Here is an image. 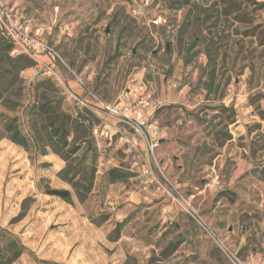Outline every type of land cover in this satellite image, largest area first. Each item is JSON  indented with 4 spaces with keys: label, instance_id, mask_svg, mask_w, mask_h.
<instances>
[{
    "label": "rangeland",
    "instance_id": "1",
    "mask_svg": "<svg viewBox=\"0 0 264 264\" xmlns=\"http://www.w3.org/2000/svg\"><path fill=\"white\" fill-rule=\"evenodd\" d=\"M7 1L61 58L11 52L36 64L5 93L18 105L0 100L31 145L0 116V227L26 247L12 260L1 240L0 260L238 264L227 246L264 264V0ZM64 116L65 158L51 141Z\"/></svg>",
    "mask_w": 264,
    "mask_h": 264
},
{
    "label": "trees",
    "instance_id": "2",
    "mask_svg": "<svg viewBox=\"0 0 264 264\" xmlns=\"http://www.w3.org/2000/svg\"><path fill=\"white\" fill-rule=\"evenodd\" d=\"M191 0H184V3H187ZM15 49V43L11 38H9L2 28H0V100L2 103L7 107H14L18 105V102L11 97H7L5 95L6 92L12 91L15 83L17 82V79H19L20 72L24 70L27 67L34 66L36 64L35 60L31 57H29L27 54L20 53L16 56H11V52ZM14 105V106H13ZM58 113H53L51 116V119L54 121L57 117ZM0 116L3 117L2 121L4 124L5 129L9 133V138L16 142L17 144H20L24 146L26 149L30 148V138L22 132L18 124L16 123L15 117L6 116L3 113H0ZM85 122H83V125H85L86 128V118H84ZM51 125V124H50ZM69 129L67 127V120L64 117L60 120V123L58 126H56L53 130V134H51V141L53 149L61 153L64 158L66 157V152L63 151L64 147H60L61 144L67 145V138L66 135L69 134ZM37 149L41 148V145L38 144L36 146ZM72 151H75L73 149ZM112 172H116L117 170H111ZM110 171V173H111ZM114 180V177L112 178ZM78 182H74V185L76 187V191L78 193V196L81 201H85L87 199L88 192L93 186V177H89L87 179V182H81L80 180H77ZM82 186L85 188L82 189ZM44 192L55 195L60 197L61 199L65 200L68 203H73V194L69 189L66 188H54L50 185H47L44 188ZM31 197H27L22 202V209L20 213L15 216L11 223H15L20 221L22 218H24L27 214L28 209L30 208V201ZM121 224H118V227L115 228L114 232L110 234V238L113 240H116L119 237V227ZM113 233H117V235L114 237ZM4 240L6 241L7 245L9 246L11 252H12V260L17 259L20 257L26 250V247L24 244L21 243V241L16 237L13 236L12 232L9 231L6 228L0 227V241ZM11 260H0V264H11ZM38 264H63L58 261H51L47 259H38Z\"/></svg>",
    "mask_w": 264,
    "mask_h": 264
},
{
    "label": "built area",
    "instance_id": "3",
    "mask_svg": "<svg viewBox=\"0 0 264 264\" xmlns=\"http://www.w3.org/2000/svg\"><path fill=\"white\" fill-rule=\"evenodd\" d=\"M154 21L158 24L161 22V18L155 16ZM0 27L16 45H21L24 51L34 53L35 55L42 52L51 55L53 58H61L59 51L54 45L45 42L41 38H37L36 35L39 34V30L35 32V35H31L28 26H24L19 22V20L14 19V14L12 13V9L9 7V2L7 0H0ZM12 53H15V49L12 51ZM139 102L144 103V101ZM119 113L125 117L127 122H129V120L131 121L132 114L130 113L129 105H125V107L121 109ZM146 123V117L143 116L142 112H138L136 126L134 127L137 129H142ZM224 249L228 256L233 261L238 262V264H251L246 260L243 261L238 253L231 250L229 247L226 246Z\"/></svg>",
    "mask_w": 264,
    "mask_h": 264
}]
</instances>
